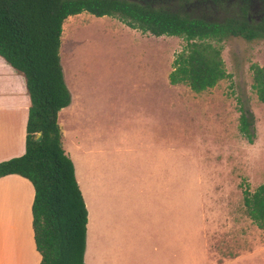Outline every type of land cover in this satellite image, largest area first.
<instances>
[{"label": "rangeland", "instance_id": "obj_1", "mask_svg": "<svg viewBox=\"0 0 264 264\" xmlns=\"http://www.w3.org/2000/svg\"><path fill=\"white\" fill-rule=\"evenodd\" d=\"M61 29L57 53L71 101L57 113L64 148L69 152L74 140L76 89L93 108L83 129L93 126L99 139H111L109 146L128 150L115 170L130 190H167L168 210L172 206V233L168 229L150 244L139 235L125 245L118 264H264V233L242 205V191L264 183V106L250 88L249 70L264 68V38H225L218 46L229 77L195 93L168 82L183 37H154L117 17L85 12L67 17ZM134 108H161L168 121L158 130ZM246 109L252 144L238 133V116Z\"/></svg>", "mask_w": 264, "mask_h": 264}, {"label": "trees", "instance_id": "obj_2", "mask_svg": "<svg viewBox=\"0 0 264 264\" xmlns=\"http://www.w3.org/2000/svg\"><path fill=\"white\" fill-rule=\"evenodd\" d=\"M82 12L117 17L126 27L154 37H183L184 50L168 82L185 84L195 93L229 77L218 46L225 38H264V0H0V57L22 75L29 99L24 152L0 162V178L17 175L32 187L38 264H83L87 212L56 121L70 103L57 53L61 26ZM249 70L250 88L264 106V68L250 65ZM252 125L251 112L242 110L238 133L248 144ZM242 205L264 233V183L252 193L244 189Z\"/></svg>", "mask_w": 264, "mask_h": 264}, {"label": "crops", "instance_id": "obj_3", "mask_svg": "<svg viewBox=\"0 0 264 264\" xmlns=\"http://www.w3.org/2000/svg\"><path fill=\"white\" fill-rule=\"evenodd\" d=\"M74 93V140L69 152L60 138L87 212L83 264L87 260L88 264H118L125 245L138 242L139 235L144 238L140 242L150 244L155 237L159 242L168 229L172 233V206L168 210L167 190H130L128 182L115 170L121 152L128 150L109 146L111 139L105 142L99 139L93 126L89 131L83 129V123L91 121L93 108L86 97L76 95V89ZM28 106L22 75L0 57V162L23 154ZM133 112L135 115L140 112L145 116V125L154 124L158 130L168 121L163 119L161 108H134ZM56 121L61 133L62 124ZM164 151L165 157L170 155L172 159L171 151ZM157 159L161 163L162 158ZM173 197L176 212V190ZM32 198L33 190L27 180L17 175L0 178V264L39 263L31 231ZM164 214L169 218L165 223ZM177 222L175 214V237Z\"/></svg>", "mask_w": 264, "mask_h": 264}, {"label": "water", "instance_id": "obj_4", "mask_svg": "<svg viewBox=\"0 0 264 264\" xmlns=\"http://www.w3.org/2000/svg\"><path fill=\"white\" fill-rule=\"evenodd\" d=\"M40 137V134L38 133L36 136H35V139L38 140Z\"/></svg>", "mask_w": 264, "mask_h": 264}]
</instances>
